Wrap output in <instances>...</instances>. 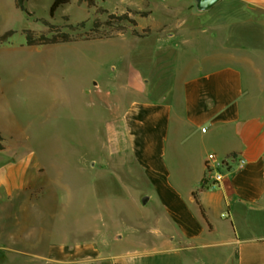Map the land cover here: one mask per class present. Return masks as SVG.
I'll use <instances>...</instances> for the list:
<instances>
[{
	"label": "rangeland",
	"instance_id": "374dc122",
	"mask_svg": "<svg viewBox=\"0 0 264 264\" xmlns=\"http://www.w3.org/2000/svg\"><path fill=\"white\" fill-rule=\"evenodd\" d=\"M192 2L96 0L95 7L88 8L70 0L50 19L53 0H27L30 17L14 0H0V37L14 31L0 42V130L16 132L18 138L6 141L31 150L43 165L38 193L45 199L41 208L21 214L0 203V225L12 233L23 228L21 242L0 239V264H45L50 242L58 243L65 231L74 235L85 227L103 231L110 242L108 254L134 250L133 241L144 229L139 220L150 216L151 204H132L104 169L87 174L78 168L79 161L99 160L103 128L110 118V105L101 99L114 90V77L129 66L165 85L173 71L176 75L187 64L199 62L212 69L228 65L225 53L245 55L252 66L241 67L244 84L251 98L264 100V32L249 39V11L243 2L221 0L203 14L194 11ZM123 14L130 22L109 17ZM38 19L74 41L27 46L23 30L35 37L50 36ZM82 22L83 27L68 28ZM168 34L174 36L167 39ZM159 36V47L143 42L147 54L137 61V38ZM116 235L123 239L114 241Z\"/></svg>",
	"mask_w": 264,
	"mask_h": 264
},
{
	"label": "crops",
	"instance_id": "0c3cea01",
	"mask_svg": "<svg viewBox=\"0 0 264 264\" xmlns=\"http://www.w3.org/2000/svg\"><path fill=\"white\" fill-rule=\"evenodd\" d=\"M240 1L249 11L251 40L264 32V0ZM146 39L155 48L163 42L160 36L137 38V61L147 54ZM222 56L228 65L187 64L165 85L133 66L116 73L114 90L101 99L110 105L103 151L98 161H79L78 168L106 170L132 204H151L150 216L139 220L144 229L132 252L108 254L103 231L85 227L50 242L45 264H264V100L251 98L244 84L241 67L252 66L249 57ZM18 136L0 130V203L21 214L42 207L44 167L31 150L6 141ZM212 154L246 161L239 171H223L213 191L202 186ZM22 230L0 225V239L21 242Z\"/></svg>",
	"mask_w": 264,
	"mask_h": 264
},
{
	"label": "trees",
	"instance_id": "16d2710c",
	"mask_svg": "<svg viewBox=\"0 0 264 264\" xmlns=\"http://www.w3.org/2000/svg\"><path fill=\"white\" fill-rule=\"evenodd\" d=\"M27 0H14V5L17 9L21 10L23 13H25L28 17L31 16V14L27 11L25 7V3ZM81 3H85L88 8H94L96 4V0H79ZM70 2V0H53L52 5L49 9V17L50 19L54 18L55 12L61 8L63 5H66ZM140 17H145V13H140ZM112 19H115L117 22L121 21H127L130 22L128 16L126 14H123L121 16L115 17V16H109ZM37 22H40L43 26L47 27L48 32L50 33V36L46 35H39L38 37H35L33 35V32L31 30H23L22 33L25 36V43L27 46H38V45H44V46H51L56 44H63V43H71L74 41L73 37H71L70 34L66 32H62L60 29H58L56 26H53L50 24L49 21L38 19ZM85 25L84 22L79 23L75 26L69 25V29H73L76 27H83ZM14 34V31H8L4 33L0 37V42H4L8 37L12 36ZM1 149V147H0Z\"/></svg>",
	"mask_w": 264,
	"mask_h": 264
},
{
	"label": "built area",
	"instance_id": "2783aa9c",
	"mask_svg": "<svg viewBox=\"0 0 264 264\" xmlns=\"http://www.w3.org/2000/svg\"><path fill=\"white\" fill-rule=\"evenodd\" d=\"M245 164V159L240 156H230L225 159H219L214 154L210 155L205 162L206 174L202 181L203 188L212 191L218 189L224 179L223 171H239Z\"/></svg>",
	"mask_w": 264,
	"mask_h": 264
},
{
	"label": "water",
	"instance_id": "95a60500",
	"mask_svg": "<svg viewBox=\"0 0 264 264\" xmlns=\"http://www.w3.org/2000/svg\"><path fill=\"white\" fill-rule=\"evenodd\" d=\"M220 1L221 0H193L192 5L196 13L203 14L209 12ZM140 201L142 205H145L148 201V197L143 196Z\"/></svg>",
	"mask_w": 264,
	"mask_h": 264
}]
</instances>
